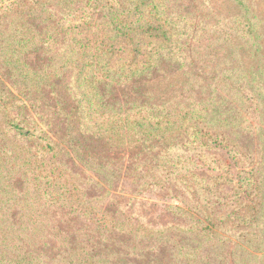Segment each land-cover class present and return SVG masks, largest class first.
<instances>
[{
    "label": "trees",
    "instance_id": "1",
    "mask_svg": "<svg viewBox=\"0 0 264 264\" xmlns=\"http://www.w3.org/2000/svg\"><path fill=\"white\" fill-rule=\"evenodd\" d=\"M233 1L242 35H258L250 1ZM0 10V25L10 14L20 21L0 35V264H264L257 176L235 184L242 192L234 211L213 216L203 205V217L189 223L188 153L231 177L229 163L205 150L210 138L224 146L229 135L209 131L224 130L226 121L244 128L256 109L242 84L232 88L249 103L228 120L222 94L216 104L191 100L196 61L176 53L187 30L181 0H0ZM180 71L183 82L167 95L165 80ZM228 72L217 82L229 84ZM257 76L256 100L264 98ZM68 155L94 172L92 180L69 169ZM123 177L135 179L137 192L175 196L172 213L184 221L156 227L136 215L131 199L121 208L113 203L115 210L101 205Z\"/></svg>",
    "mask_w": 264,
    "mask_h": 264
},
{
    "label": "rangeland",
    "instance_id": "2",
    "mask_svg": "<svg viewBox=\"0 0 264 264\" xmlns=\"http://www.w3.org/2000/svg\"><path fill=\"white\" fill-rule=\"evenodd\" d=\"M249 1L252 9L251 17L256 25L255 32L258 35H255L254 31L250 35H242V26L239 24V20H236V15L239 14V5L233 0H181L184 6L181 14L187 13L182 24L187 22V26H184L187 30L181 37L183 47L181 46L180 50L177 48L176 53L191 54L196 61L191 67L194 70H191L190 74L191 84H189L190 92L188 95L191 94V100L199 101L203 99L211 104H216L220 94H222L223 99H225L223 109L230 111V113H225V120H228L235 117L234 114L241 115V113H245L247 103H249H244L239 88H232L242 84L241 86L245 88L242 94L246 99L253 102V107L256 109L255 116L249 117L244 128H235L234 130L227 125L226 121L223 125L224 130L216 126L215 129L209 131L210 134H215V131L221 134L225 131L229 135L230 140L225 141L224 146H220L221 144L213 142V138H210L208 144L210 149L205 148V150L212 155L220 156L224 162L229 163L231 177L229 172L214 170L200 161L195 156L194 151L191 150L188 153L192 172L191 216L189 219L192 226L197 223L198 219L203 217V205L209 206L210 210L213 211V216L216 214L220 216L234 211L240 205V193L242 192L240 189L235 191V184L242 182V178L245 176H248L252 181L257 176V180L262 181L261 190H263L264 197V98L259 97L256 100V97H253L254 90H250L255 85L251 82L252 79L256 78L255 81L260 80L257 76L259 73H262L264 78V0ZM1 12L2 10H0V14ZM201 13H203V18H201ZM3 20L5 21H2L0 25V35L2 36L9 34L6 27L11 21L15 22L16 27L20 23L15 14L6 15ZM254 42L260 45L258 51L256 50L257 45L253 46ZM164 53H168V50H165ZM41 56L44 55L41 54ZM225 70L229 71L227 74L228 79L225 81L229 83L227 85L218 83L216 80L218 76L222 77L221 72ZM185 76L180 71L165 80L166 86L164 89L170 91L167 95L177 92L175 90L180 86L178 87L176 83H182ZM161 77L156 81L160 85L163 80ZM245 77L246 79H244ZM174 86L176 89H173ZM260 86L262 87L261 91L264 93V82ZM236 91L239 93L237 94ZM240 101L243 102L244 106L240 105ZM209 114L213 116L210 109ZM206 123L211 127L214 126V120L208 119ZM64 161L69 169L78 173L84 181L88 182L89 179L92 180L95 176L94 172L83 169L69 155L64 158ZM97 178L101 179L100 177ZM134 180L133 177H123L121 180L110 184V192L106 194L100 204L103 206L111 205V209L115 210L116 204H122L121 208L126 206L131 199L130 205L135 206L136 215L156 227L172 222L181 224L184 221L179 214L174 215L172 213L174 206L180 205L175 196L151 187L139 188L140 192H137L136 189L139 186ZM87 186L89 193L94 196V190H96L94 189V183L89 182ZM114 191L115 193H113ZM113 194L115 196H112ZM11 195L14 196V194ZM110 196L112 197L109 198ZM213 205L214 207H212ZM213 209H215V212ZM124 214L128 216L127 212ZM256 228L254 229L258 230V227ZM234 229L232 231L240 233L250 231L244 227L239 230ZM208 244H211V242ZM208 246L203 250L204 253L209 249ZM261 246L264 247L263 244ZM228 247L232 248L233 245L228 244ZM257 247L258 243L254 245V248ZM227 260V258L224 259V261ZM176 264L185 263L179 261Z\"/></svg>",
    "mask_w": 264,
    "mask_h": 264
}]
</instances>
